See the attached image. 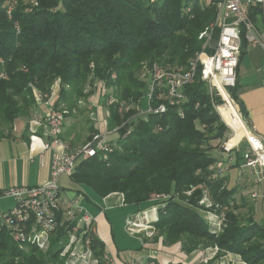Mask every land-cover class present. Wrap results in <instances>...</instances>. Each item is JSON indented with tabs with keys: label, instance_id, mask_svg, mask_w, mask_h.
I'll return each mask as SVG.
<instances>
[{
	"label": "trees",
	"instance_id": "trees-1",
	"mask_svg": "<svg viewBox=\"0 0 264 264\" xmlns=\"http://www.w3.org/2000/svg\"><path fill=\"white\" fill-rule=\"evenodd\" d=\"M37 1L27 12L30 3L18 0L9 15L8 0H0V126L10 133L17 119L31 117L37 108L34 89L51 95L57 80L55 109L69 111L65 118H73L79 102L88 105L97 83L103 82L114 89L103 103L110 113L107 130L117 134L118 148L106 159L98 154L78 162L70 181L101 198L121 193L128 205L149 203L154 194L168 195V200L150 202L160 206L154 225L166 245L181 242L188 254L202 246L218 247L217 256L233 253L246 264H264V225L237 212L239 208L232 205L235 190L225 187V178L211 179L217 162L211 154L213 143L225 139L227 128L212 105L208 85L197 76L185 88L184 118L173 108L147 115L137 109L147 88L140 81L142 63L187 70L203 49L199 37L215 23L221 0L208 4L202 0ZM263 14L260 5L249 8L256 25ZM220 32L217 27L213 30L214 41ZM247 48L244 42L241 59ZM237 91L238 83L232 93L239 103ZM111 96L116 102L108 104ZM123 104L134 107L120 112ZM71 135L72 129L61 138H70L68 150L74 151ZM205 187L214 202L227 208L224 228L217 235L199 212ZM65 239L61 227L47 251L32 248L26 253L18 250L7 232H0V263L66 264L60 256ZM91 246L97 257L104 254L94 234Z\"/></svg>",
	"mask_w": 264,
	"mask_h": 264
},
{
	"label": "built area",
	"instance_id": "built-area-1",
	"mask_svg": "<svg viewBox=\"0 0 264 264\" xmlns=\"http://www.w3.org/2000/svg\"><path fill=\"white\" fill-rule=\"evenodd\" d=\"M24 1L30 3L27 12H31L33 7L38 5L37 0ZM17 2L18 0H8L9 15ZM260 4L264 8L263 0H221L217 4L218 13L215 23L199 37L204 40L203 49L196 54L187 70L172 69L158 63L148 65L146 63L141 73V80L146 82L149 88V107L147 111H143L140 106L137 107L140 115L164 114L173 108L178 116L184 118V106L187 102L185 88L192 84L197 76L208 85L213 97L212 105L227 128L225 139L220 141V149L225 159L215 163L212 173L214 180L224 178L231 169V155L245 145L240 170L242 172L249 170L257 183L264 181V142L248 127L232 93L238 82L244 42L248 44V48L264 49V33L258 30L249 15V8ZM216 27L221 32L218 40L214 41L213 30ZM0 62L3 63L2 60ZM102 84L104 83L101 82ZM56 91L53 89L51 95L47 96L34 89L37 106L45 105L48 109L43 121L40 122L45 130L44 136L36 133L30 136V150L35 154L37 151L40 152L42 163L45 159L44 153L54 149L65 132L67 111L56 110L46 101L54 96ZM102 91L103 89L99 99L103 94ZM114 102L116 100L112 98L109 103ZM133 107L123 104L119 110L125 112ZM240 128L243 130L242 136L236 139V133ZM107 132L99 130L85 145L74 151L65 148L63 152H55L50 178L44 183L33 187H11L0 191V202L3 199L15 201L13 206L7 208L0 205V232H7L16 243L18 250L26 253L32 248L42 252L47 251L52 236L63 227L66 239L62 243L60 256L65 259L66 264H112L107 254L104 253L101 257L94 254L91 246V234L96 235L94 218L82 205L84 196H68L69 198L63 199L61 188V178L63 176L70 178L78 162L98 154L106 159L113 151L114 143L109 140ZM187 194L191 195L192 191ZM169 198L168 195L154 194L150 202L159 203ZM259 198L258 194L252 195L253 200ZM154 205L153 210L158 212L160 206ZM199 205L207 214L211 232L213 234L222 232L225 216L218 212L221 207L213 203L208 191L204 192ZM226 209L224 208L223 211ZM149 228H151L149 225L136 221L128 222V231L131 234ZM215 251H218V247H215ZM144 264H157V262L149 260Z\"/></svg>",
	"mask_w": 264,
	"mask_h": 264
},
{
	"label": "crops",
	"instance_id": "crops-1",
	"mask_svg": "<svg viewBox=\"0 0 264 264\" xmlns=\"http://www.w3.org/2000/svg\"><path fill=\"white\" fill-rule=\"evenodd\" d=\"M260 24L261 26H259ZM259 25L258 30L264 33L263 19ZM237 83L239 101L244 104L247 110V117H245L247 125L264 142V49L262 47L247 48L240 61ZM56 90L58 92L56 91L51 99L46 100L54 109L59 97V89ZM93 102L96 101H92L91 98L89 104L91 103L92 106ZM101 109L102 107L97 106L95 119L102 115ZM47 110L44 105L37 108L34 118L22 117L17 119L13 130L0 137V191L11 187H33L44 183L50 178L54 153H60L65 148H69V142L61 138L60 143L55 145L54 149L44 153V163L41 162L39 151L37 154L31 152L30 136L34 133L44 136L45 130L40 122L43 121ZM98 122V129L105 132L100 127V120ZM105 125L107 126V121ZM214 143L215 148L211 152L212 156L217 161L224 160L223 152ZM74 149L70 148V150ZM242 153L231 155V169L224 175L225 187L228 190H235L232 205L234 204L239 208L238 213L246 204H255V209H249L247 212V218L252 217L255 222L264 225V222L258 221L259 218L264 219V181L257 183L249 170L243 172L240 170ZM61 188L63 199L69 198L68 196H84L82 205L93 216L96 236L103 244V252L109 256L112 264H144L149 260H154L157 264H246L239 255L233 253L217 256L218 251H215V247L202 246L188 254L182 249L181 242L166 245L163 238L158 236V230L154 225L158 222L159 211L155 212L153 210L155 205L150 202L128 205L120 193H113L101 198L96 196L88 187L74 184L68 177L65 181L64 178L63 181L61 178ZM205 191H208L213 203L217 204L214 202L209 189L206 188ZM253 194H258L260 198L253 200ZM3 200L10 201L7 207L13 206L15 203L12 199ZM199 212L208 225L205 210L202 208ZM218 212L225 216L227 210L219 209ZM129 221L149 225L151 228L131 234L128 231ZM209 230L211 232L210 227Z\"/></svg>",
	"mask_w": 264,
	"mask_h": 264
},
{
	"label": "rangeland",
	"instance_id": "rangeland-1",
	"mask_svg": "<svg viewBox=\"0 0 264 264\" xmlns=\"http://www.w3.org/2000/svg\"><path fill=\"white\" fill-rule=\"evenodd\" d=\"M202 1L204 3H206V4H208L210 0H202ZM260 6L263 7V5H261V4H260ZM262 18L264 19V14H263ZM256 26L258 28V25H256ZM259 26H261V24ZM146 63H147V65L150 64L149 62H143L142 63L143 66H142V68L140 70V74H139L140 78H141V73H142V71H143L144 66L146 65ZM92 67H93V65H92ZM114 76H115V74L112 76V79L113 80L117 78L116 76L115 77ZM140 81H141V79H140ZM102 85L104 86V88H103ZM102 85H101V82H98L97 83V91H96L95 95L93 97H91L92 98V101H96V102H93L94 104L92 106H91V103L88 104V105H86L85 102L80 101L79 102L80 109H76V111H74L73 118H70L69 117V118H67L65 120V129H66V131L72 129L71 138L74 139V148H80V147H82L90 139H92V137L94 136V134L98 133L95 130L96 129L95 128L96 126H97V128L99 127L98 120H100V127L102 129H104L105 132H107V126L105 124H106V121H107L106 120L107 119V116H109L110 113H109V110H108L107 106L103 103V97L106 94H108V93H110L111 95H114V89H107L106 86H105V84H102ZM88 88L90 89V87H88ZM53 89H59L60 90V80H57L56 81V83L53 86L52 90ZM102 89H103V91H102L103 94L101 95V97L99 99V94L101 93V90ZM112 98H114V97L111 96L109 98L108 104H110L109 102L112 100ZM49 99H51V97ZM90 99H89V101H90ZM98 103H99V105H98ZM85 105H86V110L83 112V110H84L83 107H85ZM97 106L102 107L101 110L103 112H100L102 114V115H100L101 118L100 117L97 118V120L94 122L93 118H95V115H97ZM140 107H141V109L143 111H147L148 110V107H149V88H146L145 91H144V95H143V98L141 100V106ZM37 108H38V106H37ZM37 108H35L33 110L32 115H31V117H29V119L34 118L35 111H37ZM67 112L69 113V111H67ZM96 124H98V125H96ZM91 129H93L94 131L92 132ZM0 130L3 131L4 133L7 132V128L6 127H3V126H0ZM107 133H108L109 140L110 141H115L114 142L113 151L111 152V153H113L118 148V144L116 143V141L118 139V136H117L116 133H111V132H107ZM69 140H71V139L69 138L67 141L69 142ZM220 143L221 142H215L214 144L217 145V148H220L219 147ZM243 149H245V145H243V147L240 148L238 151H235V153H237V154L242 153ZM63 178H64V181L67 180V177L66 176H63L62 177V181H63ZM121 195L124 198V195L123 194H121ZM9 202L10 201L2 200L0 202V205L3 208H7V204H9ZM250 204H246L245 207L242 210L239 211L240 215L243 218H247L248 217L247 216V212L249 211V209H251V210H254L255 209V204H251V205ZM258 221L261 222V223H263L264 222V219L259 218ZM218 251H219V248H218Z\"/></svg>",
	"mask_w": 264,
	"mask_h": 264
},
{
	"label": "water",
	"instance_id": "water-1",
	"mask_svg": "<svg viewBox=\"0 0 264 264\" xmlns=\"http://www.w3.org/2000/svg\"><path fill=\"white\" fill-rule=\"evenodd\" d=\"M238 105H239L242 117L243 118L247 117V110H246L244 104L242 102H239Z\"/></svg>",
	"mask_w": 264,
	"mask_h": 264
},
{
	"label": "bare ground",
	"instance_id": "bare-ground-1",
	"mask_svg": "<svg viewBox=\"0 0 264 264\" xmlns=\"http://www.w3.org/2000/svg\"><path fill=\"white\" fill-rule=\"evenodd\" d=\"M264 1V0H263ZM243 130L240 128L236 133V139H239L242 136Z\"/></svg>",
	"mask_w": 264,
	"mask_h": 264
}]
</instances>
